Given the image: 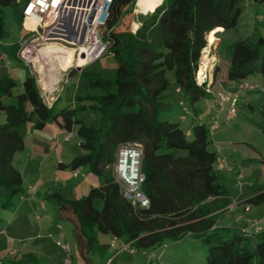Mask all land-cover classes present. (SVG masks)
<instances>
[{
	"label": "trees",
	"instance_id": "16d2710c",
	"mask_svg": "<svg viewBox=\"0 0 264 264\" xmlns=\"http://www.w3.org/2000/svg\"><path fill=\"white\" fill-rule=\"evenodd\" d=\"M26 1L0 0V61L23 63L19 46L6 45L4 40L7 12L16 21H24ZM137 1L115 0L100 31L117 62L115 79L75 68L68 72V78L80 72V83L89 77L88 88L96 87L99 94L88 93L77 100L60 96L49 107L29 69L23 91L16 97V81L0 76V113L7 119L0 124V219L26 192L23 174L14 161L25 148L27 124L32 122L39 131L54 124L77 136L83 150L62 167L71 172L89 168L104 180L81 199L66 200L59 191L47 195L59 208L61 220L72 222L78 256L85 264H94L96 255L102 264L114 257L111 244L102 242L100 235L130 244L134 253L148 252V257L169 243L190 238L206 248L207 264H264V227L248 234L238 228H219L216 222L231 207L263 204L264 187L234 201L216 174L218 152L210 124L195 125L188 132L180 123L162 120L159 113L168 97V73L193 104L209 94V84L200 86L196 80L201 55L211 37L222 39L236 30L241 0H159L136 31L130 24L128 30H116L118 17L133 13ZM231 49L230 86L250 83L257 73L264 80L263 36L235 39ZM218 72L217 66L214 82ZM6 98L15 101L7 104ZM260 128L264 133V120ZM128 144L143 146V191L151 201L149 209H134L116 180V155Z\"/></svg>",
	"mask_w": 264,
	"mask_h": 264
},
{
	"label": "rangeland",
	"instance_id": "374dc122",
	"mask_svg": "<svg viewBox=\"0 0 264 264\" xmlns=\"http://www.w3.org/2000/svg\"><path fill=\"white\" fill-rule=\"evenodd\" d=\"M157 1L159 0H154L155 6L158 4ZM248 1H240L242 13L239 17L236 30L228 32L222 37L223 42L219 48V53L222 58H226L227 55L231 54V42L238 36L242 38L252 37L254 40L262 36L264 38V21L258 20L259 16L264 17V5L252 1V4H249ZM145 2V0H141L140 2L138 0L133 9L134 12L135 10L138 11L137 5L139 4H145V7H147ZM151 9H153L152 6ZM134 12L127 14L125 17L120 14L121 16L118 19L116 18V30H128V24L134 29L135 26L133 27L132 25L136 22V17H145L143 14H136ZM5 22L8 36L5 38L4 43L9 46L17 44L21 48L30 38L28 36L30 33L28 21L18 22L10 12H7ZM214 47L213 45L210 47L209 43L207 52L210 54L211 59L216 60L213 56H216L218 51ZM47 53L48 49L45 48L39 56L43 57ZM217 60L216 62L213 61L215 64L213 73L216 69ZM10 62L11 65L8 68L0 62V76L8 75L16 81L17 86L13 93L14 97H16L23 91V81L27 77L28 69L30 70L31 68L12 59H10ZM63 64L66 68L65 70L59 71L57 77H53L54 75L50 73L51 76H48L46 79L51 82H54V80L56 82L57 80L59 87L63 83V86H66L67 89L59 94L58 92H42V96L46 98L48 105H51L52 101L60 96L77 100L78 96H86L88 93H100V90L96 87L88 88L90 86L89 77H86L80 83V72L68 78V72L73 67L79 68V62L77 58H74V54L70 62L65 60ZM84 68L88 73L101 75L106 80H114L115 72L117 71V62L115 59H111L105 55L102 59ZM15 69L17 72H14ZM50 69L57 72L51 62L32 68L35 72H41L43 74H47L46 70ZM168 79L171 83L167 91L168 97L163 101L160 108L159 113H161V119H168L173 123H180L182 128L188 131L191 127L197 125L193 119L197 104H193L188 96L180 92V88L176 84L172 73H168ZM66 80L68 82L64 84ZM250 84L254 86L255 89L253 90L255 92L253 90L236 91L238 93V102L236 105L237 117L233 121L224 122L225 124H223L222 120L220 122L221 128L227 137L220 142L222 143L220 148H223L224 152L217 151L218 163L215 170L234 201L242 195L256 192L258 189L264 187V133L260 128L264 120V80L257 73L251 78ZM56 93L58 94L57 97H55L57 95ZM14 101L15 98L13 100L12 98H6L4 100L7 104ZM79 103L81 102L77 101V104ZM230 107L231 102H226L224 109L229 110ZM183 115L187 119L184 122L180 119ZM6 121V115L0 113V124H4ZM59 130L58 127H53L52 124H49L42 131L35 130L32 122L28 123L25 128V148L17 153L14 162L21 170V174H23L24 189L26 192L31 193V195L34 194L31 196L33 200L38 202L43 201L44 207L38 203L36 207L34 205V207L30 206L28 208L27 206L29 204L25 205L23 198L17 200L16 206L0 221L1 228L9 226L8 235L3 236V234H0V259L7 257L12 249L16 252L20 249L22 250L24 244L22 245L20 241H23L26 244H30L31 249L36 252L38 260L37 262L29 260L23 263L22 255H12L10 258L12 262L6 261L5 264H15V261H22L16 264H58L68 259L71 260V264H85L78 256L72 233L74 228L72 222L63 218L60 220L58 207L47 200V195L50 192L59 191L66 200L81 199L89 194L93 183L103 185L104 180L96 177L89 168L81 169L79 178H75L72 175L69 167L60 169L62 164H66L67 166L76 157L82 155L83 150L80 147L77 136L67 143L64 141V136H68V134L62 132V136H58L57 131ZM51 143L60 144L62 149L60 159L56 153L47 152ZM216 149L214 147V150ZM223 162H226L229 167L221 169L220 165ZM97 207L102 209L103 206L101 203H98ZM232 208L234 207H231L229 209L230 211L218 218L216 221L217 227L229 229L238 228L244 232L253 229L249 225L250 221H259L261 223V219L264 218V203L248 206V209L245 207H237L231 210ZM17 213L20 215H26L28 213L29 216L27 214L24 217H17V219L7 224L10 218H13V215ZM261 226H264V222L261 223ZM51 234L56 238L51 237ZM63 234H66L67 237L64 238ZM14 235L19 236L21 240L15 238ZM99 238L102 242L107 243L110 241V237L107 235H100ZM59 243H64L66 246L71 245L72 249L70 254L63 255L57 246ZM205 249L200 242L188 238L183 242L174 241L173 243H169L167 248L157 251L156 256L159 258L164 255L166 257L164 264H207V250ZM121 252H125L123 258L126 257L128 259L120 260L119 262L121 263L119 264H137L133 259L129 260L128 256L131 252L127 250ZM41 253L45 254L43 255ZM98 258L97 255L93 258L95 264H98ZM140 258L142 259V257ZM140 263L149 264V261L142 260ZM160 263L158 261L153 262V264Z\"/></svg>",
	"mask_w": 264,
	"mask_h": 264
},
{
	"label": "built area",
	"instance_id": "2783aa9c",
	"mask_svg": "<svg viewBox=\"0 0 264 264\" xmlns=\"http://www.w3.org/2000/svg\"><path fill=\"white\" fill-rule=\"evenodd\" d=\"M115 0H27L23 4V17L28 21L30 33L32 35L20 48L19 58L32 70L33 66L23 57V55L39 56L42 50L56 48L60 50L71 49L74 51V58H77L82 69L90 65L103 56L109 54L112 59L114 56L108 53L107 45L104 42L101 29L107 24L112 5ZM262 20V17H258ZM209 46V43H208ZM202 53V58L198 67L196 80L200 86L208 83L211 86V76L215 64L207 48ZM84 56V58H83ZM5 67H10L8 59H2ZM46 62H51L57 72L46 70L47 74L38 73L32 70V74L41 89V92H51L53 88L59 86V82L52 83L47 81V77L57 76L62 69L59 67L60 59L52 56ZM1 68V66H0ZM77 68V67H73ZM212 72V73H211ZM51 73V75H50ZM254 86L250 83L240 85L237 91L253 90ZM210 91V90H208ZM226 102H231L228 110L227 120L233 121L237 117L236 105L238 93H221L219 96V110L210 122L212 134L221 127L220 113L223 112ZM185 119V116L183 117ZM117 162L115 165V176L118 184L122 187L124 198L134 209H149L151 201L143 191L145 175L142 170L143 165V146L140 144H128L121 146L118 150ZM226 162L221 163L220 168L224 169ZM35 193V192H34ZM249 225L259 232L262 227L258 221H250ZM252 234L249 231H244ZM67 254H70V247L59 243ZM130 251L134 253L130 244L114 238L111 243V252ZM152 256L149 257V260ZM66 264H71L68 259Z\"/></svg>",
	"mask_w": 264,
	"mask_h": 264
},
{
	"label": "crops",
	"instance_id": "0c3cea01",
	"mask_svg": "<svg viewBox=\"0 0 264 264\" xmlns=\"http://www.w3.org/2000/svg\"><path fill=\"white\" fill-rule=\"evenodd\" d=\"M146 2V5H147V12H145V13H143L142 11H140L139 9H138V7H137V9H138V11H136L135 10V12L134 13H136V14H143L145 17L147 16V15H149L150 13H152V10L156 7L155 6V2H154V0H145ZM248 3L249 4H252L251 2H249L248 1ZM255 3H262L263 5H264V0H262L261 2H255ZM242 4V3H241ZM151 6H152V8L153 9H151ZM145 17H136V22H134L133 23V27L135 26V28L133 29V31H136L137 30V28L140 26V21L142 20V18L144 19ZM259 17H262V20H260V21H264V17L263 16H259ZM259 20V19H258ZM263 31V30H262ZM263 35V34H262ZM249 39L250 38H252V37H248ZM248 38H242V37H240V36H238V37H236L235 39H248ZM215 44H213V47H214V45H215V47L214 48H216V51H218L216 54V56H213L216 60H217V58H218V62H217V64H216V67L218 66V69H219V72H218V74H217V76H216V81L214 82V76H215V73H213L212 74V76H211V86H210V91H209V94L205 97V98H202L201 100H199V102L197 103V107L195 108V112H194V122H195V124L197 123V125L198 124H210V122H211V120H212V118L216 115V113L218 112L217 110H219V96H220V94L221 93H223V92H225V93H232V92H234V93H236V91H237V88L236 87H233V86H230L229 85V82H228V69H229V67H230V65H231V57H232V53L231 54H229V55H227V57L226 58H222L221 57V55H220V53H219V48H220V46H221V44H222V40L223 39H218V38H216L215 37ZM234 39V40H235ZM234 40H232V42L234 41ZM232 42H231V44H232ZM73 51V50H72ZM74 52V51H73ZM108 56V55H107ZM103 58V57H102ZM101 58V59H102ZM99 60V59H98ZM216 60H214L213 59V61H215L216 62ZM63 67H64V70L66 69L65 68V66L63 65ZM82 70H85V68H83ZM30 71H31V73H32V70L30 69ZM14 72H17V70L15 69V71ZM33 75V74H32ZM68 81L66 80V82H64V84H66ZM215 84H214V83ZM53 83V82H52ZM64 88H66V86H63V83L60 85V87L59 86H57L56 88H53L52 90H51V92L50 93H54V92H58V94L59 93H61L62 91H64V90H66V89H64ZM254 92H255V90H253ZM57 94V93H56ZM58 94L55 96V97H57L58 96ZM43 97V96H42ZM43 99H44V101H45V103L47 104V101H46V98L45 97H43ZM58 99V98H57ZM57 99H55V100H53L52 101V103H51V105H48L49 107L50 106H52V104L57 100ZM263 113H264V108H263ZM227 115H228V110H224L223 112H221L220 113V122H221V120H222V122H223V124H225L224 122H228V120H227ZM183 117H184V115H183ZM183 117H181L180 119L181 120H183V122H184V120L186 121L187 119L185 118V119H183ZM52 126L54 127V126H56V125H54V124H52ZM57 127V126H56ZM222 127V126H221ZM219 128V130H217L216 132H214V136H213V147H216L217 149H216V151H218L219 150V152L221 151V152H224V150H223V148H220V146H222L221 144L222 143H220L222 140H225L226 139V133L222 130V128ZM192 128V127H191ZM191 128L188 130V132H190V130H191ZM59 129V128H58ZM58 132V136H62L61 134H62V130L60 129L59 131H57ZM65 133V132H64ZM75 136L73 135V134H70V135H65L64 136V141L65 142H70L73 138H74ZM224 146H225V144H224ZM227 146V145H226ZM61 146H60V144L59 143H51L50 144V147L47 149V152L48 153H56L57 154V157L60 159L61 158ZM16 165V164H15ZM18 169H19V167H17ZM63 167H61L60 169H62ZM20 170V169H19ZM80 171L81 170H79V171H75V172H72V175L75 177V178H79L80 177V175H79V173H80ZM86 177V176H85ZM24 178V177H23ZM98 186H100V184L99 183H93V185H92V187H98ZM52 192H50V193H48V194H51ZM61 193V192H60ZM34 194H32L31 195V193H29V192H25V195L23 196V197H20V199L19 200H21V198H23L25 201H24V204L25 205H27V204H29V206H27L28 208L30 207V206H32V207H34V205H35V207H36V204H38V203H40V204H42L43 205V207H44V203H43V201L42 202H38V201H36V200H33V198L31 197V196H33ZM18 205V204H17ZM27 208V209H28ZM237 208V207H236ZM59 209V208H58ZM248 209V208H247ZM231 210H233V209H231ZM19 212V211H18ZM28 214V213H27ZM27 214L26 215H23V214H19V213H17V214H15V215H13L14 217L13 218H10V221H8V223L7 224H9L11 221H14L15 219H17V217H24V216H27ZM59 214H60V210H59ZM28 216H29V214H28ZM6 216H4L2 219H0V221L1 220H3L4 218H5ZM60 220H61V214H60ZM259 222V221H258ZM264 222V218L263 219H261V223H263ZM261 223H260V226H261ZM262 228L264 227V226H261ZM9 226H7V227H2L1 228V223H0V234H3V236H6V235H8V232H9ZM241 230V229H240ZM243 231V230H242ZM250 232L251 233H254L255 232V230H254V228L252 229V230H250ZM2 236V235H1ZM15 236V238H19L20 239V237L19 236H17V235H14ZM61 236V235H60ZM63 236H64V238H66L67 236H66V234H63ZM51 237H55L53 234H51ZM110 237V241L109 242H107L108 244H111L112 242H113V237L112 236H109ZM56 238V237H55ZM1 239V238H0ZM21 240V239H20ZM21 242V244L23 245L24 244V248H22V250L20 249L18 252H16L15 250H11L10 251V253H9V255L7 256V257H5L4 259H0V264H5L6 263V261L7 262H12L11 261V256L13 255V256H18V255H22V261H23V263H25V262H27V261H29V260H32V261H34V262H37V256H36V252L33 250V249H31V247H30V244H26V243H24L23 241H20ZM106 243V242H105ZM58 246V248L61 250V252H62V254L63 255H67V253L65 252V250L60 246V245H57ZM69 247H70V251H71V245H68ZM45 250V249H44ZM24 251V252H23ZM45 252V251H44ZM130 252V251H129ZM17 253V254H16ZM41 254H45V253H41ZM124 254H125V252H121V251H119V252H117V253H115V255H114V257L113 258H111L110 259V261L107 263V264H119V263H121V262H119L120 260H124V259H128V258H126V257H124L123 258V256H124ZM156 254H157V252H155V253H152V258H153V256H154V258H153V260H152V264H153V262L154 261H158L160 264H164V261H165V259H166V257L163 255V256H161V257H157L156 256ZM47 255V254H46ZM149 255H148V252L147 253H132L131 252V254H129V260L131 259H133V261H136L137 262V264H141L140 262H142V260H147V261H149V257H148ZM140 257H142V259L140 258ZM141 259V260H140ZM20 261V260H19ZM22 261H20V262H22ZM66 261L67 260H65V261H61V262H59L58 264H66ZM20 262H17V261H15L14 263L16 264V263H20ZM100 262V260H99V258H98V264H102L101 262ZM94 264H95V262H94Z\"/></svg>",
	"mask_w": 264,
	"mask_h": 264
},
{
	"label": "bare ground",
	"instance_id": "6f19581e",
	"mask_svg": "<svg viewBox=\"0 0 264 264\" xmlns=\"http://www.w3.org/2000/svg\"><path fill=\"white\" fill-rule=\"evenodd\" d=\"M141 0H139L140 2ZM138 6V9L140 11H142L143 13L147 12V7H145V4L142 5V4H139L137 5ZM215 38H212L211 42H210V47H212V45L214 44L215 42ZM74 52L71 50V49H65V50H60V49H56L55 47L54 48H50L48 49V53L47 55L43 56V57H40V56H31V55H23V57L27 60V62H29L30 64H32L33 66L37 67V66H41V64H46L47 62V59H49L50 57L52 56H57L59 59H60V63H59V67L64 70V67H63V62L65 60H68L69 62L72 60V56H73ZM45 61V62H44ZM42 67H44L42 65ZM51 72H55L54 70L50 69ZM53 77H57V76H53ZM53 83H57V80Z\"/></svg>",
	"mask_w": 264,
	"mask_h": 264
},
{
	"label": "water",
	"instance_id": "95a60500",
	"mask_svg": "<svg viewBox=\"0 0 264 264\" xmlns=\"http://www.w3.org/2000/svg\"><path fill=\"white\" fill-rule=\"evenodd\" d=\"M83 58H84V56H83ZM77 69H78L79 71H81V70H82V68H80V67H79V68H77Z\"/></svg>",
	"mask_w": 264,
	"mask_h": 264
}]
</instances>
